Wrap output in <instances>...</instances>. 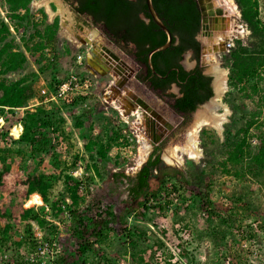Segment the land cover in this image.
I'll use <instances>...</instances> for the list:
<instances>
[{
  "label": "rangeland",
  "instance_id": "obj_1",
  "mask_svg": "<svg viewBox=\"0 0 264 264\" xmlns=\"http://www.w3.org/2000/svg\"><path fill=\"white\" fill-rule=\"evenodd\" d=\"M257 1L259 16L264 21V0ZM2 2L3 0H0V15L5 17L7 11ZM235 3L237 5L236 1ZM70 6L65 0L31 1L30 8L34 19L41 18L39 9L47 13L46 22H52L55 17L59 18L56 51H40L44 53L45 61L49 59L54 66L42 73L38 72L37 54L34 56L25 51L28 59L25 66L5 75L7 81L11 82L30 72H37L32 82L35 97L23 107L13 111L5 107L4 113L0 112V119L3 120L0 126V149H10L9 153L0 152L6 158L5 162L0 161V226H9L6 241L0 243V258H3L6 264H264V171L261 157L256 151L246 154L243 179L225 174L217 165L221 158L219 144L223 142L226 133L234 135L240 131V127L245 123L244 115L259 111L264 120V89L261 101L257 95L254 101H251L244 95L243 89H240V83H236L229 95L228 86V90H225L221 97V101L229 110L222 130L218 131L209 125L202 127L207 139L206 143L203 142L201 129L200 159L185 157L182 162H168L170 168L179 169L183 173L184 180L176 182V190L175 180H166L158 192L159 179H151V189L157 194L146 201L148 208L144 209L130 199L125 183L127 180L118 178L115 174H135L134 171L144 161L148 152L138 164V147L146 138L141 135L142 130L137 128L140 123L131 122L135 117L128 116V111L124 112L123 108L126 106L122 105V95L116 98L110 96L111 92L105 94L103 90L106 88L107 92L117 91L115 85H118V73L111 71L112 77L99 74L95 76L86 69V47L93 43L92 48L95 47V51L99 53L103 40L97 33L100 36L102 34L91 26L94 24L90 20L77 15ZM237 10L241 12L238 5ZM222 11L224 12V9ZM226 19L221 28L213 29L212 36L202 44L199 62L202 67L215 66L213 64L217 63L216 65L226 70L228 77L231 65L228 55L238 45L235 39L234 45L222 57L219 58L215 52L216 62L205 58L206 54H210L215 34L226 27ZM236 22L243 24L248 30V33H245L241 28L243 33H237L240 37L238 39L241 40L240 45L252 51L256 39L250 35L248 24L241 19V13ZM10 29L16 43L21 44L22 29L17 32L13 25ZM199 37L203 39L202 36ZM84 41L88 42V45ZM81 43L83 44L80 45ZM89 52V60L95 61L90 63L102 65L103 68L105 65L101 61L96 62L98 55L93 54L90 49ZM106 66L102 73L107 70ZM70 73H75L80 79H88L89 92H76L65 99L40 103V89H51L50 85L54 79H65ZM107 79L110 80L109 85L106 83ZM261 85L264 86V82ZM126 89L125 86L123 92ZM77 96H85L87 99L73 104L72 101ZM226 97L232 99L235 111L226 102ZM112 100L123 110L127 122L122 120L120 110H115L111 105ZM39 106L52 109L64 118V131L73 141L70 144L63 138L66 148L57 152L58 138L63 135L59 132L54 134L46 128L47 132L44 133L49 139V145L39 153L33 154L28 150L22 155V150L18 153L19 147L14 143L17 138L11 136L9 131L14 125L20 126L21 135L24 112ZM82 115V126L77 127L76 118ZM196 116L184 123V134ZM114 127L121 132L122 138L120 143L107 148L108 156L98 155L94 145L86 147L91 138L100 143L108 142L106 135L113 131ZM132 130H137L139 144L130 139ZM179 140L164 146L163 159L174 146L182 144L183 141L179 143ZM74 159L73 168H68L66 163L70 164ZM34 173L49 175L55 180L50 197L55 199L63 194L61 218L52 215L50 206L44 203L39 195V202L34 200L37 194L26 197V179ZM66 175L80 181L76 192L78 201H74L67 191L72 182H67ZM106 209L111 210L114 215H108ZM26 210L37 211L45 222L39 224L31 219ZM126 210L129 212L124 215ZM104 220L109 221L105 226L106 230L103 229ZM99 229L108 234L106 242L97 241L95 231ZM133 239L135 244L132 249L130 240ZM84 243L90 244L86 251L81 253L80 245Z\"/></svg>",
  "mask_w": 264,
  "mask_h": 264
},
{
  "label": "trees",
  "instance_id": "obj_2",
  "mask_svg": "<svg viewBox=\"0 0 264 264\" xmlns=\"http://www.w3.org/2000/svg\"><path fill=\"white\" fill-rule=\"evenodd\" d=\"M32 0H3L6 6L7 15H0V112L4 113V108L15 110V108L25 106L35 97L32 82L37 72H30L15 81L8 82L5 75L15 72L25 66L28 59L25 51L31 55L37 54L36 62L38 72H44L52 69L54 63L46 60L43 52L44 49L56 51L57 33L59 30V18L55 17L52 22H46L47 13L43 9H39L41 18L34 19L31 12L30 3ZM77 12L87 13L91 15L95 22H103L110 31L116 35L119 31H126L121 38L133 41L138 48V55L146 61L147 53L156 46L162 45L167 36L158 25L154 23L150 14L146 9L145 0H77ZM240 8L241 19L247 22L250 29V35L256 39L255 48L252 51L247 50L238 42L236 49L232 50L228 57L231 65L228 75L229 95L235 88L236 83L241 84L244 95L254 101L257 95L261 101L263 97L264 86V56L256 54H264V21L259 16V6L257 0H235ZM152 5L163 23L172 33L171 44L164 50L154 52L151 56V62L156 73L165 76L164 79L155 77V84L158 86H168L171 82H177L181 88L182 95L176 101V107L182 111H193L200 104L206 102L213 95L212 77L204 73L202 66L199 64L200 45L195 39L200 29L199 10L193 0H152ZM140 13H144L148 21L140 17ZM13 25L14 29L21 33V44L16 43V39L10 29ZM178 39V42H176ZM22 45V47H21ZM23 48V49H22ZM188 50L193 51V58L197 60L196 65L191 69H185L180 63L182 54ZM54 79L51 83H57ZM262 92V93H261ZM87 97L77 96L72 103L77 104ZM226 102L231 105L232 110H236L232 99L226 97ZM10 111V112H12ZM245 123L240 127V131L234 135L226 133L223 142L220 145L219 153L221 155L217 165L228 175H234L238 179L245 178L244 158L247 153L256 151L262 160V170L264 171V120L260 117L259 111L251 112L245 116ZM82 116L76 118L75 125L81 127ZM23 131L21 135L14 139V143L18 145L20 154L30 150L31 153H39L43 148L49 145L46 128L48 131L60 133L64 140L70 143L72 137L64 131V118L52 109H46L41 106L34 109H27L24 112ZM202 129V128H201ZM45 130V131H43ZM213 132L214 130L211 129ZM256 130V131H254ZM18 128H13L12 135L17 136ZM5 135L7 133L5 132ZM202 140L206 143L205 129L201 130ZM107 136L108 142L100 143V141L89 139L86 147L96 146V152L103 157L108 156L107 148L111 145L118 144L121 141V132L114 127ZM71 144V143H70ZM13 150V147H12ZM0 152L9 153L10 149H0ZM19 153V152H18ZM3 154V153H2ZM215 156V155H214ZM77 155H75V158ZM5 156L0 154V161L5 162ZM74 160L70 164L66 163L68 168H73ZM159 159L149 161L148 165H143L134 176H128L124 173L115 174L118 178L126 179L128 182L127 191L130 199L138 206L144 209L148 208L146 201L151 197H156L155 190L151 189V179H159L160 192L161 185L166 180L174 179V190L177 189L176 182H181L183 173L179 169H172L169 166H163L158 173H153L155 166L159 165ZM171 170V172H169ZM1 172V171H0ZM67 182H72L70 189L67 190L74 201H78L77 188L80 184L79 179L66 175ZM186 182H189L186 180ZM55 180L49 175L42 173H34L29 175L25 184V195L29 198L32 194L34 200L39 202V196L42 201L51 208L52 215L61 218V205L63 204V194L55 199H51L52 189ZM156 190V192H157ZM39 195V196H38ZM107 210V209H106ZM31 215V219L36 220L39 224L45 222L37 211L26 210ZM129 212L126 210L124 215ZM106 213L113 216L111 210ZM103 229L106 230L109 221L104 220ZM9 226H0V243L6 241V234ZM103 229L95 231L97 241L106 242L108 234L103 233ZM124 231L128 232L127 229ZM133 249L135 241L130 240ZM90 243L80 245V252L86 251Z\"/></svg>",
  "mask_w": 264,
  "mask_h": 264
},
{
  "label": "flooded vegetation",
  "instance_id": "obj_3",
  "mask_svg": "<svg viewBox=\"0 0 264 264\" xmlns=\"http://www.w3.org/2000/svg\"><path fill=\"white\" fill-rule=\"evenodd\" d=\"M65 1L71 4L70 6L71 9H73L77 13V15L84 16L85 18L90 20V22L94 24L91 26L96 28L102 34V36H100L97 33V35L103 40V42H101L100 43L101 45L99 46L100 47L99 53L95 51L96 49L95 47L92 48V46H94L93 43L89 44V45L92 44L91 46L86 47V51H87L86 66H85L86 69L95 76L99 74L100 76L108 75L112 77V75L110 74L111 71L117 73L119 72L117 74L118 85L117 84L115 85L117 91L112 92L111 90H109L107 92V89L103 88L105 94L111 92L112 94L110 96H114V97L116 96L118 97L122 95L123 98L122 105L126 106V108H123L124 112L128 111L129 112L128 116L135 117L131 121L134 124H136L135 123L137 117L136 112H139L140 115L143 117L141 123L137 128L142 130L141 135H144V137L146 138L149 148L144 161L137 168V170L134 171V173H136L144 164L149 166L148 164L149 161H155L156 159H159L160 161L159 165L155 166L153 170L154 174L158 173L163 166H169L168 164H170L168 163V161L163 159L162 152L164 146L169 144V142L174 143L179 139H182L179 140V143L181 141H184L183 139H185L186 133L184 134L182 126L196 109L193 111H182L176 107V101L182 95L181 88L177 82H171L168 86H165L164 88L162 86H158L155 84V77H159V79L160 78L164 79L165 76H160L158 73H156L154 66L153 68L150 67V65L148 64L147 56H146V61H144L141 58L142 56L139 57L138 48L133 41L125 40L121 38L123 34L124 35L126 34V31H122V32L119 31L117 32L116 35H114L107 27V25H104L103 22H95L91 15L85 12L83 13L77 12L76 10V7L78 5L77 0H65ZM193 1L196 3L200 14L199 17L200 29L195 36V39L198 41L200 45V54H199V61H200L201 51L203 47L202 44H204V41L212 36L213 28L209 26L203 28L204 25H209V23L208 21L206 22L203 21L201 5L199 4L198 0H193ZM216 4H219L220 5L219 7H222L221 4L216 0H202V5L206 8L207 14L211 16L215 15L216 17L218 15L222 16L220 15L221 14V11L219 10L220 8L216 7ZM223 15L227 17L226 14ZM140 17L148 21L144 13H140ZM199 36H202L203 39H201V37ZM176 42H178V39H176ZM84 43L88 45V42L84 41ZM82 44L83 43H81L80 45ZM214 47H216V45H214ZM89 49L92 50L93 54L95 53L98 55V57L96 58L97 59L96 62L100 63L101 61L103 65L105 66L107 65L106 66L107 70L104 73H101L99 70L93 67V65L91 66L90 62L94 60L91 61L89 60L88 55L91 54L89 52ZM188 51H190L193 55L192 50H188ZM186 52L182 54V58L180 60V63L182 65H183L182 59ZM90 57L92 59H95L93 56ZM205 58L207 59V54L205 55ZM106 81H107L106 83H108L109 85L110 80L107 79ZM125 86L127 90L123 92ZM105 101L107 100L105 99ZM107 102L109 103V101ZM134 131H136L137 133V130ZM136 133L134 132V134ZM134 142L136 143V138ZM134 175H128V176L132 177ZM125 183L127 187L128 182L125 181Z\"/></svg>",
  "mask_w": 264,
  "mask_h": 264
},
{
  "label": "bare ground",
  "instance_id": "obj_4",
  "mask_svg": "<svg viewBox=\"0 0 264 264\" xmlns=\"http://www.w3.org/2000/svg\"><path fill=\"white\" fill-rule=\"evenodd\" d=\"M216 1L219 2L223 7L222 9H224L225 12L224 14L227 15V18L233 17V19H230L229 23H228V19H226V23H225L226 27L223 28V30L221 29V31L215 34L216 36L213 40L211 51L209 52L210 54H207V59L211 62H216V55H215L216 47H214V45H218L217 47H220L219 44L221 41L225 42L226 39L232 40L234 38L235 39L240 38L237 35V33L242 34L243 33L242 29L245 30V33H248L247 28H245L243 24H237L236 22V18L240 16V13L237 10V5L235 1L234 0H216ZM216 64L217 63H214L213 65H215L214 67L220 71V75H221L217 93L212 98L208 106H206L202 111H200L197 114L193 124L185 134V139L183 143L181 145L174 146L169 153H166L164 155L166 161L173 162L174 160H176V162L177 161L182 162L185 159V157L188 159L199 160L202 155L201 149L199 147V132L201 128L205 125H209L216 128L218 131L222 130L223 123L226 120L227 114L229 113L227 106L223 104V102L221 101L222 100L221 97L224 91L226 90L227 76H226V70ZM92 65L101 73L104 71L103 68L105 66L102 68V65H95L91 63V66ZM112 83L113 82H111V84ZM112 105L115 108H118L121 113L123 112V110L120 109L117 103L113 100H112ZM122 115L124 117L123 113ZM141 117L142 116L140 115V113L137 112V118L135 120L136 124L141 123L142 120ZM147 151H148V146L146 140L144 139L141 142L140 146L138 147V156H137L138 164L142 162Z\"/></svg>",
  "mask_w": 264,
  "mask_h": 264
},
{
  "label": "water",
  "instance_id": "obj_5",
  "mask_svg": "<svg viewBox=\"0 0 264 264\" xmlns=\"http://www.w3.org/2000/svg\"><path fill=\"white\" fill-rule=\"evenodd\" d=\"M199 4L201 5V11L203 14V21L206 22L208 21L209 25H204L203 28H205L206 26L211 27L213 29H220L222 26V22L227 18L225 17L223 14L222 9H219L221 11L222 16H211L209 14H207L206 8L202 5V0H198ZM146 3V9L148 11V13L150 14V17L152 18V20L154 21V23L156 25H158V27L165 32L167 39L166 41L159 46L154 47L153 49H151L148 53H147V60H148V64L150 65L151 68H153L152 62H151V56L154 52L157 51H161L166 49L172 41V33L170 32V30L168 29V27L163 23V21L161 20V18L158 16L156 10L154 9L153 5H152V0H145ZM216 7L220 8L219 5L216 4ZM223 13V14H222ZM224 41H221L219 44V51L220 52H225V46H224ZM182 63L183 66L186 69H191L195 66L196 64V60L193 58V55L190 51H187L184 54V57L182 59ZM204 73L210 75L212 77V87H213V95L212 97H210L206 102H204L203 104L199 105L196 110L191 114V116L188 118H193L195 115H197L200 111H202L206 106H208V104L210 103V101L212 100V98L215 96V94L218 91V87H219V83H220V79H221V75H220V71L215 68L214 66H209V67H202ZM229 72V70L227 69V73ZM228 78V77H227ZM228 80V79H227ZM228 90V85L226 86V91ZM225 91V92H226Z\"/></svg>",
  "mask_w": 264,
  "mask_h": 264
},
{
  "label": "built area",
  "instance_id": "obj_6",
  "mask_svg": "<svg viewBox=\"0 0 264 264\" xmlns=\"http://www.w3.org/2000/svg\"><path fill=\"white\" fill-rule=\"evenodd\" d=\"M234 39H232V40H227L226 39V41L224 43L225 50H226L225 52L229 51L230 48L234 45V43H233ZM217 46L218 45H216L215 50H216V54L220 58V57H222V55L225 52H220L219 51V47H217ZM89 86H90V82H89L88 79H80L79 77H77L75 75V73H70L67 76V78L59 80L57 83L52 84L51 89L47 88V87H42L40 89V91H39V96L41 97L40 103H48V102H51V101H57L59 99L60 100L61 99H65V98H68L71 95H74V93H76V92H80L81 94H87V92H89V91H87V88ZM114 109H116V108H114ZM121 118H122V120L124 122H127V119H125L123 116ZM0 120H1V122H0V126H1V124H3V120H2V118ZM14 128H18L17 136L15 137V135H12L13 128H12V130L9 131V134L11 136H13L14 138H18L22 129H21L20 126L16 127L15 125H14ZM134 132L135 131H133V130L131 131V136L132 137L130 136V139L132 141H134L135 138H136V143L139 144L138 134L136 132H135L136 134H134ZM62 139H63V137H59L58 138L59 144H58V146L56 148L57 152H59L61 149L64 150L66 148L65 147L66 144H65L64 141H62ZM40 248L41 247H39V250L41 252ZM0 264H6V263H4L3 258H0Z\"/></svg>",
  "mask_w": 264,
  "mask_h": 264
}]
</instances>
